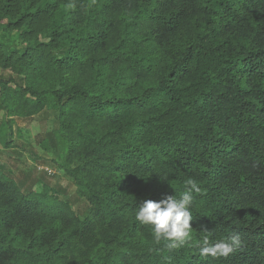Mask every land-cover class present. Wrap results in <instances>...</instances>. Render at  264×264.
<instances>
[{
	"label": "trees",
	"instance_id": "obj_1",
	"mask_svg": "<svg viewBox=\"0 0 264 264\" xmlns=\"http://www.w3.org/2000/svg\"><path fill=\"white\" fill-rule=\"evenodd\" d=\"M0 70L4 145L55 111L87 204L0 169V264H264V0H0ZM189 179L191 239L168 250L137 206Z\"/></svg>",
	"mask_w": 264,
	"mask_h": 264
},
{
	"label": "rangeland",
	"instance_id": "obj_2",
	"mask_svg": "<svg viewBox=\"0 0 264 264\" xmlns=\"http://www.w3.org/2000/svg\"><path fill=\"white\" fill-rule=\"evenodd\" d=\"M6 119L7 113L0 109V169L23 185L24 190L42 194L52 189L53 195L67 199L79 213H84L86 200L62 167L60 140L54 131L56 112L45 109L33 117H13L8 146L2 138Z\"/></svg>",
	"mask_w": 264,
	"mask_h": 264
},
{
	"label": "clouds",
	"instance_id": "obj_3",
	"mask_svg": "<svg viewBox=\"0 0 264 264\" xmlns=\"http://www.w3.org/2000/svg\"><path fill=\"white\" fill-rule=\"evenodd\" d=\"M201 191L197 182L189 179L182 194L167 195L156 201L145 199L138 204L135 219L141 225L151 226L154 241L157 244L164 242L168 250H173L191 239L193 220L190 211L193 203V193ZM242 247L238 234L220 240H211L204 235L201 242L200 254L202 256L227 257Z\"/></svg>",
	"mask_w": 264,
	"mask_h": 264
}]
</instances>
